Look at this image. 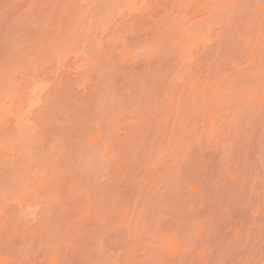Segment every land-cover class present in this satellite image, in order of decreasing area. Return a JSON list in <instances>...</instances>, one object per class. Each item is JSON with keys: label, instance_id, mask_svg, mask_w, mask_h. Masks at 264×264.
<instances>
[{"label": "rangeland", "instance_id": "obj_1", "mask_svg": "<svg viewBox=\"0 0 264 264\" xmlns=\"http://www.w3.org/2000/svg\"><path fill=\"white\" fill-rule=\"evenodd\" d=\"M0 264H264V0H0Z\"/></svg>", "mask_w": 264, "mask_h": 264}]
</instances>
